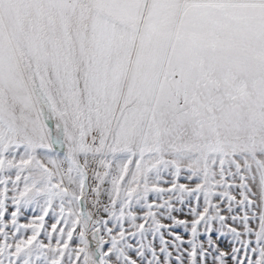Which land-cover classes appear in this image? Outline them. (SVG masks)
<instances>
[{
    "label": "snow or ice",
    "instance_id": "6c2138e0",
    "mask_svg": "<svg viewBox=\"0 0 264 264\" xmlns=\"http://www.w3.org/2000/svg\"><path fill=\"white\" fill-rule=\"evenodd\" d=\"M0 264H264V0H0Z\"/></svg>",
    "mask_w": 264,
    "mask_h": 264
},
{
    "label": "rangeland",
    "instance_id": "374dc122",
    "mask_svg": "<svg viewBox=\"0 0 264 264\" xmlns=\"http://www.w3.org/2000/svg\"><path fill=\"white\" fill-rule=\"evenodd\" d=\"M34 215L35 214H33L31 211L25 212L24 214H22L20 216L19 223H27L28 220L34 218ZM45 220H46V223H50V218L49 217H46Z\"/></svg>",
    "mask_w": 264,
    "mask_h": 264
}]
</instances>
